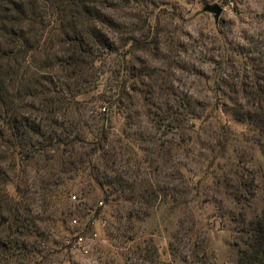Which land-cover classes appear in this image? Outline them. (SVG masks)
<instances>
[{"label": "rangeland", "instance_id": "rangeland-1", "mask_svg": "<svg viewBox=\"0 0 264 264\" xmlns=\"http://www.w3.org/2000/svg\"><path fill=\"white\" fill-rule=\"evenodd\" d=\"M127 1L135 11L124 8L111 13L113 20L127 26L124 34L113 33L117 50L104 56L107 64L101 67L97 88L78 98L85 105L68 121L77 127L83 122L81 126L90 129L104 118L113 135L125 131L126 171L140 169L142 188L170 187L182 195L178 202L161 201L149 208L119 200L96 214L104 202L101 191L86 179L68 180L70 175H65L64 183L54 186L62 201H54L39 224L48 240L42 264H238L251 224L264 212V136L254 127L228 121L218 109V92L210 83L215 75L212 60L219 55L218 48L227 50L231 44L233 57L223 74L237 75L242 82L254 79L250 59L264 56V0ZM212 6L222 9L217 22L213 13L205 12ZM139 18L150 19L148 40L133 27ZM156 31L163 42L158 51L144 52L132 42H118L122 37L147 42ZM124 61L127 71L120 68ZM122 82L127 95L119 109L110 97ZM223 91L231 95L229 88ZM105 98L110 102L101 101ZM163 103H169V112ZM193 111L202 119L195 128ZM50 166L52 161L43 160L16 166L18 175L24 170L30 195L37 202L39 197L33 193L40 192L42 181L60 182L63 176L59 164ZM138 189L142 191L141 186ZM73 196L76 202H71ZM142 209H147V217ZM131 212H140L141 220H128ZM74 218L78 227L71 224ZM81 229L87 249L70 250L65 240ZM94 233L105 242L96 241ZM145 241L158 247L159 258L145 262L134 255L137 245L145 247Z\"/></svg>", "mask_w": 264, "mask_h": 264}, {"label": "trees", "instance_id": "trees-1", "mask_svg": "<svg viewBox=\"0 0 264 264\" xmlns=\"http://www.w3.org/2000/svg\"><path fill=\"white\" fill-rule=\"evenodd\" d=\"M124 8L136 10L126 0H0V264H42L46 259L43 254L48 240L39 224L52 203L62 201L54 186L62 185L65 175H70L68 180L78 177L93 183L104 196V206L123 200L149 208L161 201L178 202L182 195L170 187L161 191L142 188L145 182L140 178V169L126 171L125 131L113 135L112 126L104 118L90 129L81 126L83 122L77 127L68 121L85 105L78 98L97 88L103 75L101 67L107 64L104 56L117 50L113 33L124 34L127 26L113 20L111 13ZM139 19L133 27L148 40L150 19ZM118 42H132L144 52L147 48L158 51L163 43L157 31L147 42L134 37H122ZM140 44L143 46L137 47ZM228 46L231 44L227 50L218 48L219 55L212 60L215 75L210 83L218 92L217 107L228 121L254 127L264 136V56L261 60L250 59L248 63L257 76L242 82L237 75L223 74L233 57ZM126 63L120 66L122 71H127ZM125 86L122 82L110 97L119 109L124 107ZM223 87L229 88L231 95ZM163 106L169 112V103ZM102 110L107 112L106 108ZM190 115L195 128L202 119L196 111ZM261 148L264 152V145ZM39 160L52 161V168L59 164L63 176L60 182L43 180L40 192L33 193L39 197L37 202L30 195L24 170L19 175L15 170L18 165ZM104 206L94 212L100 214ZM146 210L141 211L145 217ZM138 214L131 212L128 220L140 221ZM144 244L137 245L134 252L138 259L148 262L160 257L158 247L148 241ZM172 249L170 245V253ZM238 264H264V212L252 222Z\"/></svg>", "mask_w": 264, "mask_h": 264}, {"label": "built area", "instance_id": "built-area-1", "mask_svg": "<svg viewBox=\"0 0 264 264\" xmlns=\"http://www.w3.org/2000/svg\"><path fill=\"white\" fill-rule=\"evenodd\" d=\"M70 200H72L71 202H76L77 201V197L73 196ZM104 203L100 202L99 203V207H103ZM71 224L78 227V218H74L71 221ZM94 237L96 238V241L100 242V243H104L105 239L100 237L97 233L93 234ZM65 245L67 248H69L70 250L72 249H82V250H86L87 249V244H86V238L84 235V229H81V231L74 237V238H68L65 240Z\"/></svg>", "mask_w": 264, "mask_h": 264}, {"label": "water", "instance_id": "water-1", "mask_svg": "<svg viewBox=\"0 0 264 264\" xmlns=\"http://www.w3.org/2000/svg\"><path fill=\"white\" fill-rule=\"evenodd\" d=\"M205 12L213 13L215 20L217 22L222 14V9L219 6H212V7L206 8Z\"/></svg>", "mask_w": 264, "mask_h": 264}]
</instances>
